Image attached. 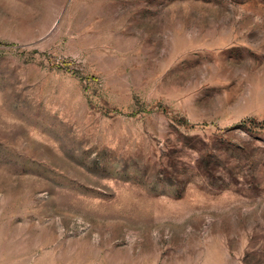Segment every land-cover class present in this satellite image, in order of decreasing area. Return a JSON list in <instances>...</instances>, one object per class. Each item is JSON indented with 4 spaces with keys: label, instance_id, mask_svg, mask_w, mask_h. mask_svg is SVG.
<instances>
[{
    "label": "rangeland",
    "instance_id": "rangeland-1",
    "mask_svg": "<svg viewBox=\"0 0 264 264\" xmlns=\"http://www.w3.org/2000/svg\"><path fill=\"white\" fill-rule=\"evenodd\" d=\"M0 264H264V0H0Z\"/></svg>",
    "mask_w": 264,
    "mask_h": 264
}]
</instances>
